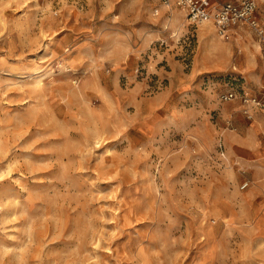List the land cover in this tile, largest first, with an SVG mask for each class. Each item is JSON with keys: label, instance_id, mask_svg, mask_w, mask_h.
<instances>
[{"label": "rangeland", "instance_id": "obj_1", "mask_svg": "<svg viewBox=\"0 0 264 264\" xmlns=\"http://www.w3.org/2000/svg\"><path fill=\"white\" fill-rule=\"evenodd\" d=\"M209 24L0 0V264H264V111L220 97L263 59Z\"/></svg>", "mask_w": 264, "mask_h": 264}, {"label": "built area", "instance_id": "obj_2", "mask_svg": "<svg viewBox=\"0 0 264 264\" xmlns=\"http://www.w3.org/2000/svg\"><path fill=\"white\" fill-rule=\"evenodd\" d=\"M170 6L175 4L187 11L194 23L211 20L219 38L231 41L236 27L247 26L255 35L259 50L264 57V18L257 16L258 0H163ZM228 89L221 94L223 101L238 100L247 117L253 110L264 111V93L253 94L237 78L231 77ZM248 182L242 185V189Z\"/></svg>", "mask_w": 264, "mask_h": 264}, {"label": "crops", "instance_id": "obj_3", "mask_svg": "<svg viewBox=\"0 0 264 264\" xmlns=\"http://www.w3.org/2000/svg\"><path fill=\"white\" fill-rule=\"evenodd\" d=\"M257 16H258V18L260 20H263V18H264V0H258ZM215 32H216V30H215ZM247 32H249L250 37H251V40L253 42H255L254 43V47H256V49H257L258 48V45H255V44H257L256 37H255L254 33L247 26H239V27H236L234 29V31H233V37H232L231 41H233L236 38V36H240L241 37L242 36L241 34H244V33L246 34ZM247 48H248V51H249V53H248V60L249 61H253L254 57L252 55V52H250L251 47H247ZM256 51L258 53H260V55H261V57H262L263 60H262V62L260 64H258V66H256L258 68H256L253 72L249 71V75H250V78L251 79L255 80L256 83H258V86L259 87H263V91H264V57L261 54V51H259V48ZM248 69H251V68H248ZM239 77H241L244 80V77H242V76H239ZM242 85L245 86V82ZM254 111L255 110H253L251 112V116L250 117H247L248 119H253V113H254ZM255 112H257V111H255ZM237 138L238 139H235L234 143L242 144L243 143V139H242L241 135H239V137H237Z\"/></svg>", "mask_w": 264, "mask_h": 264}, {"label": "bare ground", "instance_id": "obj_4", "mask_svg": "<svg viewBox=\"0 0 264 264\" xmlns=\"http://www.w3.org/2000/svg\"><path fill=\"white\" fill-rule=\"evenodd\" d=\"M180 15H184V13L181 12ZM210 22H212V21L211 20H204L201 22V24L204 23V27H205L204 30L211 35L213 33V29H212V26L209 24Z\"/></svg>", "mask_w": 264, "mask_h": 264}]
</instances>
